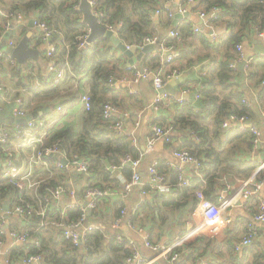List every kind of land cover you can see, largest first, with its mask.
Here are the masks:
<instances>
[{"label": "trees", "instance_id": "obj_1", "mask_svg": "<svg viewBox=\"0 0 264 264\" xmlns=\"http://www.w3.org/2000/svg\"><path fill=\"white\" fill-rule=\"evenodd\" d=\"M165 1L167 0H97V9L105 15L103 23L117 28L121 24L118 34L124 42L140 47L144 37L155 36L151 32L155 24L152 15L158 7L164 5ZM196 2L198 7L206 12H210L213 7H220L218 18L212 21L211 26L215 29L224 24L228 28V34L214 40L206 28V30L195 31L192 22L185 18L186 21H183L178 28L182 40L167 37L166 44L173 46L179 52L176 57V60L180 61L179 66L173 65V67L183 70L203 60V58L199 60L201 56L198 55L197 58H190L189 63L184 62V58H189L191 52L183 44L190 38L192 43L199 39L204 47L210 50L207 58L211 59L212 65L209 73L201 75L198 80L199 98L192 97L191 100H185L182 103H173L169 119L163 117L156 122L171 128L173 136L188 138L182 148L190 150L200 160L201 173L207 181L203 190L205 196L213 200L219 195L217 193L219 180L224 175L236 174L248 177L258 166L257 162H247L236 158L238 152L253 148V133L250 130L240 131L239 128H232L225 132L221 123L222 115L226 111L246 115L249 119L256 118L260 113L257 103H252L251 100L249 104L244 102V96H250V94L243 86V82L252 76L254 71L250 69L241 71L232 67L231 64L237 61L239 57L237 46L243 42L247 32L264 31V0H196ZM80 3L81 0H0L2 24L6 23L8 16L13 17L19 13L46 22L56 30L53 39L60 43L56 53L58 66H62L66 61L70 63L65 79L55 84L53 80L57 75L56 72L46 78V74L35 72L32 69L33 65L17 69L3 57L0 58V70L7 79L28 88L33 99L38 101L37 109H49L50 113H52L51 107L54 102L49 101L56 100L63 107H69L73 106L83 94L84 90L81 87L70 89V84L66 85L68 81L71 83V77L83 75V78L88 79L91 108L84 110L81 133L76 135L74 125L66 123L50 132L47 146L62 140V148L71 149L89 161L91 176L94 179L109 174L107 166L120 164L127 154L141 157L143 151L141 145L132 142L129 137L116 136L110 123L103 117V108L107 102L119 106L106 98L111 85L109 79L114 72L109 65L115 58V51L112 46H108L107 39L80 46L79 37L89 33L87 24L83 22ZM169 18L173 17L169 16ZM2 31L4 30L0 28V33H3ZM149 63L146 66L154 69H159L162 65L158 55L153 56ZM251 63L249 67L253 64ZM174 69L176 68L172 70ZM37 78L41 85H37ZM193 133L196 139L193 138ZM159 169L169 175L175 185L173 190L176 192L174 200L166 199L163 206L170 207L171 204H175L172 208L178 210L187 206L188 203L191 204V208L196 206L199 201L196 191L201 184L194 187L177 186L176 174L167 167L164 160L160 163ZM72 176L70 169L64 170L63 173L54 172L51 178L39 187L37 194L44 196L48 187L64 184L65 179ZM199 180L200 178L196 176L193 182ZM110 188L114 189V186ZM77 189L82 195L84 185L78 186ZM19 194L20 191L16 186L0 179V208L7 200H10L12 206L27 205L26 202L18 199ZM163 198L160 197L156 206L161 204ZM121 203L120 205L123 204ZM63 205V203L52 204L46 217L35 214L33 218L23 220L26 223L25 230L31 235H37L41 242L40 246L30 242L28 245L12 250L13 261H17L26 254H40L43 256L41 264H126L127 257L132 253L129 242L126 239L125 242L120 243L115 238V231L108 224L99 225L100 229L91 232L80 245H75L67 239L64 236L63 226L68 220L78 219L87 214L88 219L93 222L96 219L97 210L87 213L81 208H68L67 213L62 215ZM119 212L118 209L116 214ZM152 212L153 218L157 220L155 211ZM160 217L164 218L163 213ZM42 222L46 224L43 226ZM126 236L131 238L129 235ZM205 238L200 236L196 242L189 244L191 252L184 258L186 260H181L177 264H188V260L198 257L200 251L202 255L214 251L216 247L214 245L211 247L213 243L211 240H207L205 245H197V242L205 241ZM254 244L249 250L255 248ZM256 256L262 257L261 253Z\"/></svg>", "mask_w": 264, "mask_h": 264}, {"label": "built area", "instance_id": "obj_2", "mask_svg": "<svg viewBox=\"0 0 264 264\" xmlns=\"http://www.w3.org/2000/svg\"><path fill=\"white\" fill-rule=\"evenodd\" d=\"M173 0L165 1L163 6L156 9L152 15L153 19L161 18L165 14L174 17V12L171 9ZM92 6V11L99 17V22L107 27V29L116 31L121 27L107 25L103 23L104 13L97 9V0H89ZM196 0H182L179 7V12L187 13L189 7L196 5ZM220 7H213L210 12L200 9L199 15L205 19L210 35L214 40L218 35L213 31L211 26L212 21L218 18ZM21 18L24 15L19 13ZM34 25L40 28L43 32L44 40L47 41L48 48L46 57L50 62L46 74V78L51 76V73L56 72V77L53 83H59L65 79L67 70L70 68V63L66 61L62 66H58L56 53L58 52L60 43L53 39L56 30L50 27L46 22H41L35 19ZM180 24L174 26L169 31V36L177 40H182V36L178 31ZM195 31H200L201 28L194 26ZM259 35L264 37V31H259ZM89 33L79 37L80 46L87 45ZM159 45V50L156 54L161 55L162 65H167L173 62L177 57L174 47L171 45L161 44L157 35L146 36L142 39L140 48L146 45ZM18 43L11 39H6L4 33H0V58H6L17 69H21V63L13 57V49ZM239 57L231 66L237 68V63L245 58L243 44L237 46ZM167 53V54H166ZM248 66V63L245 67ZM128 76L111 75L109 82L111 85L118 83L125 84L129 94H137V90L131 84H137L142 81L151 83L157 91V95L153 102V108L158 111L162 106H172L173 103H182L186 100L184 95L175 96L172 93L166 92L164 89L169 80L174 76L180 75L181 71L174 69L169 73H165L162 69H154L149 66H128L126 70ZM37 76V75H35ZM71 84L75 88L80 87L77 77H71ZM7 78H0V113L9 112L8 105H11L13 119H25L24 123L16 124L14 122H2L0 124V179L6 180L16 186L20 194L18 199L24 201L27 205H11L6 209L4 205L0 208V264H14L11 258V251L18 247L28 245V243L40 246V238L37 235H31L23 228H14L12 226L14 220H29L35 214L46 217L52 204L63 203L62 215L67 213L68 208H81L83 211L97 210L102 200L110 197L115 193V190L101 187L91 176V168L88 160L76 154L71 149L62 148V140H57L52 146H47V141L50 137V132L57 129L58 120L66 111L62 105L53 107V111L57 113L56 117L48 118L44 114L34 113V100L29 101L26 95L31 93L28 88L17 86L15 84H7ZM37 85L41 82L37 78ZM190 88H184L183 92L188 93ZM195 99L199 98V93H195ZM244 102L249 104V100L244 98ZM81 103L85 109L91 108V93L85 91L81 95ZM172 104V105H171ZM167 107V108H168ZM31 115V119L27 116ZM128 113L124 112L120 106L111 102H107L103 108V117L110 123V127L116 136L131 137L134 142L137 138L133 131L126 128L125 117ZM136 125L140 124V114L135 118ZM250 119L246 115H239L226 111L222 115V129L227 132L232 128H239L240 131L250 130L253 135L252 155H256L262 143V132L259 127L251 125ZM195 136V134H194ZM163 139L167 143L174 142V136L171 128H166L161 125L153 126V133L148 140L145 154L154 149L156 141ZM141 157H134L127 154L122 158L120 164H111L109 170L112 172L117 183V192L120 191L121 201L125 202L129 194L134 188L138 187L141 191L140 200L132 209L125 203L119 206V214H115L111 228L115 231V238L120 242H129L132 253L126 259V264H159V262H169L175 264L181 257L183 249L187 243L194 240L197 236L206 235L215 237L227 228L233 221L230 214V209L242 204L245 209L250 211V218L247 222L245 234L236 240L233 249L238 255L243 254L250 245L261 234V226L264 224V197H260V193L264 188V157L257 160L258 166L248 177H238L236 185L229 184L217 201L208 199L205 196L203 188L206 187L207 181L201 173L202 164L200 160L186 148H176L172 151V159L167 160V165L175 172L177 177V186L194 187L197 184L198 190L196 195L199 199L195 208L189 214L187 225L184 230L178 232L172 239L157 242L153 240L151 231L139 224L140 214H143L144 209L152 204H157L160 197H170L173 187L175 186L170 177L160 171L159 161L154 160L148 168V179L144 180L140 172ZM63 159L67 160L64 163ZM129 169L131 177L122 176L123 169ZM73 169L75 172L85 176L84 191L80 195L74 183L60 184L56 187L47 188L44 196L37 194V190L43 183L51 178L56 170ZM189 169L192 173H189ZM199 177L198 182H193L194 177ZM256 197L257 203L253 205V199ZM46 223L42 222L44 226ZM126 225L129 230L135 231L141 238L144 247L153 252V256L149 257L142 252V248L133 238H128L119 230L123 225ZM64 236L73 242L75 245H80L84 242L87 236L100 226L91 222L87 214L78 218L68 220L64 226ZM11 239V246L5 249L7 239ZM43 256L40 254H26L17 260L18 264H41ZM201 264H207L202 262Z\"/></svg>", "mask_w": 264, "mask_h": 264}, {"label": "crops", "instance_id": "obj_3", "mask_svg": "<svg viewBox=\"0 0 264 264\" xmlns=\"http://www.w3.org/2000/svg\"><path fill=\"white\" fill-rule=\"evenodd\" d=\"M182 0H173V4L171 6V9L173 12L180 13L179 12V7L181 5ZM199 10L200 8L198 5H193L189 7V10L187 11L188 15L184 16L178 23L180 26L182 25L183 21H186L185 18H187V21H191L194 26H199L201 29H205L207 32L210 33L209 29L207 28V23L205 19H203L199 15ZM184 13V14H187ZM175 14L173 18H169L167 14H165L161 18H156L155 24L151 28V32L154 35H157L160 39L161 44L166 43L167 37H169V31L171 28H173L174 25V20H175ZM182 14V13H181ZM11 17V18H10ZM31 19H35V17H19L18 14L12 16H8V20L6 23L2 24V21L0 19V28L4 31H2L5 35V38L11 39L16 43H19V41L27 35L28 33H31L30 35V45L37 48L40 51V54L38 58H30L28 60L27 64H21L23 68H26L30 65H33V70L37 73H43L47 74L49 64L50 62L48 61L46 57V51L48 48L47 41L44 40L43 38V32L40 28L36 27H29V23ZM11 25H14L13 32L11 34V37L8 38L6 37V34L10 32L11 30ZM89 31V28H88ZM213 31L219 36H224L225 34H228V28L224 25L221 24ZM119 35V34H118ZM104 40V39H102ZM108 40V46H112L114 48V55L115 58L111 61L110 63V68L114 70L112 75H125L128 76L126 70L128 66H146V64H150L149 61L150 59L158 55L156 52L159 50V45L156 44L157 50L153 51L152 53L145 54L142 56V58H137V55L141 52V48L137 50V52L134 55L135 63L131 64L129 62V58L119 49H117L112 42ZM126 43V42H125ZM127 44V43H126ZM243 50L246 53L250 52L253 54V57L251 60L248 61V66L245 67L244 71L247 69H250V71H254V74L250 77H248L246 80L243 82V86L247 88L248 93L250 96H244V98H247L250 102L252 103H257L260 109L259 115L254 118L250 119V124L255 125L260 128L262 132V143L260 145V149L257 152V154L254 156L251 153V149H246L238 152L236 154V158L239 160H244L247 162H257L258 159L264 157V53L257 54V50L261 48V45L264 44V37H261L259 35V31H249L247 32L246 36L243 39ZM129 45V44H128ZM184 47H187L190 49V56L189 58H184V62L189 63L190 58H197L198 55L201 56L199 58L203 60L195 65L187 66L185 69L180 70L181 68L176 67L179 66V60L174 59L173 62L167 65H161L159 69H162L165 73H169L172 71L173 68L179 69L181 71L180 75L174 76L171 78L168 82L167 86H170L171 91L164 89L166 92L172 93L175 96H180L184 95L186 100H191L192 97H195V93L198 92L199 90V78L201 75L208 74L210 71V67L212 65V61L208 57L209 49L205 48L204 45L200 42L199 39L194 40L192 43V38L187 40L183 44ZM178 55L179 52L177 50H174ZM167 54V53H166ZM160 58L162 57L161 55H158ZM221 57V55H220ZM18 61V60H17ZM253 64H252V63ZM19 63V62H18ZM250 63L252 64L250 67ZM173 65H176L173 67ZM249 67V68H248ZM239 69V68H238ZM243 71V70H241ZM5 76L2 74V71L0 70V78ZM78 81L80 83V87L85 91H89V82L88 79L83 78V75L80 77H77ZM239 80V79H238ZM14 82V81H13ZM15 85H17L14 82ZM70 84L69 86L71 87L70 89H77L75 88L74 85L71 83H66ZM133 88L137 90V94H129L127 91V86L125 84L118 83L117 85H110L108 92L106 93V98L109 101H114L119 106L121 109L128 113V116L125 117V125L126 128L130 131H133L135 133V136L137 138V144L141 145L142 153H143V158L142 162L140 164V172L144 180L148 179V168L149 165L151 164L152 161L158 160L159 163L164 160V163L167 165V160L172 159V150L173 146L177 145L178 142L181 140V137L184 136H176L174 135V142L173 143H167L163 139H158L156 141V144L154 146V149L150 151L149 153L145 154V150L147 147L148 140L152 136L153 133V126L158 124L156 121L162 119L163 117H166L169 119L172 113V106H162L158 111H156L153 108V102L154 99L157 95V91L153 88L151 83L142 81L137 84H131ZM20 86V85H17ZM188 86L190 90L188 93H184L183 89L184 87ZM23 87V86H21ZM165 87V88H166ZM83 92V93H84ZM26 99L29 101L34 100L32 97L31 93H28L26 95ZM35 105H34V113H39V114H44L48 118L56 117L57 113L53 111V107H56L60 105V102H57L56 100L49 101V102H54L51 110L52 113H50L49 109H37V103L38 101L34 100ZM172 105V104H171ZM9 107V112L8 115L9 117L12 118V112H11V105H8ZM168 107V108H167ZM66 113L60 117V119L57 121L58 124L56 125L57 128H60L64 126L66 123H71L74 125V129L76 131V135H79L82 130V122H83V116H84V106L81 103V95L79 97V100L75 102L73 106L69 107H64ZM140 114V124L137 126L135 122L136 116ZM159 125V124H158ZM162 126V125H161ZM193 138L196 139V136H194V133L192 134ZM186 137V136H185ZM132 142L134 140L129 137ZM135 143V142H134ZM184 146V145H183ZM180 146V147H183ZM178 147V148H180ZM258 163V162H257ZM108 165L106 168L109 170ZM160 166V164H159ZM168 168H170L167 165ZM71 173H73V176L70 178H66L64 184L71 185L70 183H74L76 187L78 186L82 187L85 183V176L82 174H79L75 172L73 169H70ZM106 171V170H105ZM110 171V170H109ZM126 171H128V174H126ZM55 172H64V170H56ZM107 172V171H106ZM189 173H192V171L189 169ZM110 174V175H109ZM107 175H101L100 177L94 178L95 181L103 188H108L110 190H115V193L112 194L110 197L105 198L102 200L99 204V208L97 209L96 213L97 215L95 216L96 219H94L95 223L98 225H105L108 224L111 226L112 220L117 213V210L119 209L118 207L120 206L121 201V194L120 191L117 192V183L115 185V181L117 179L114 178L112 175V172ZM131 172L129 169L125 168L122 170V176H125L126 178H130ZM168 175V174H167ZM128 176V177H127ZM169 176V175H168ZM238 175H224L221 180H219V188L217 193L219 195L217 196L216 199H213V201H217L218 197L224 193V189L231 184L232 186L236 185V179ZM115 179V181H114ZM171 180V179H170ZM114 186V189H111L110 187ZM174 190H172V193L170 197H164L162 199V202L159 206H156L155 204L149 205L144 209L143 214H140L139 217V224L146 227L151 231V234L153 235V240L157 242H164L170 239H172L178 232L182 231L185 229L187 225V220L190 217L189 214L191 211L195 208H191V204L188 203L187 206L184 208L178 210V209H173L172 206L175 204H171L170 207H165L163 206V203L168 200H174ZM260 197H264V188L262 189ZM141 198V191L138 187L134 188L133 191L129 194L128 198L126 199L125 203L130 209L136 205V203L140 200ZM177 201V200H175ZM173 201V203H175ZM6 203H10V200L5 201ZM178 202V201H177ZM256 197L253 199V205L257 203ZM121 203V204H122ZM11 206V203H10ZM11 208V207H10ZM185 209V212L183 211ZM169 210V212H168ZM155 211V214L157 215V220L153 218V212ZM163 213L164 218L160 217V214ZM230 214L233 218L232 223L225 228L220 234H218L215 237H208L206 235H200L203 237H206L205 241H200L197 242V245H205L207 240H211L213 243L211 244V247L213 245L216 247L214 251H209L208 253H204V255L198 253V257H194L193 259L191 258L188 260V264H201L202 262H205L207 264H264V224L261 226V234L260 236L254 241L255 248L253 250H249V248L252 246L250 245L247 250L241 254L238 255L234 252L233 246L234 243L236 242L237 239L242 237L245 234V231L247 229V222L250 218V211L248 209H245V207L242 204H239L232 209H230ZM189 216V217H188ZM93 221V222H94ZM12 226L14 228H23L24 230L26 229V223L24 221L20 220H14ZM122 232L124 235H129L131 238L134 239V241H137L141 248L142 252L145 253L147 256L151 257L153 256V252L144 247L142 238L133 230H129L127 226L124 224L121 229L119 230ZM197 236L194 240L190 241L185 245L186 248H184L182 257L177 261L181 260H186L187 254L191 252L190 250V245L193 242H196L198 237ZM232 243V246H231ZM189 245V246H188ZM253 245V246H254ZM11 246V239L8 238L6 243H5V249H9ZM189 247V248H188ZM203 249V248H202ZM252 249V248H251ZM204 250V249H203ZM261 253L262 257L256 256L257 254ZM193 257V256H192ZM194 260V261H193ZM177 262L175 264H177ZM5 264V263H2ZM14 264H18L16 261ZM159 264H170L169 262H159Z\"/></svg>", "mask_w": 264, "mask_h": 264}, {"label": "water", "instance_id": "obj_4", "mask_svg": "<svg viewBox=\"0 0 264 264\" xmlns=\"http://www.w3.org/2000/svg\"><path fill=\"white\" fill-rule=\"evenodd\" d=\"M80 10L83 13V22L87 24L88 28H89V36L87 38V45L92 44L94 42H97L101 39H109L112 44L119 49L120 51H122L128 58H129V62L131 64L135 63V59H134V55L137 52L138 49H140L139 46L137 45H128L126 44L118 35V33L116 31H112L107 29V27L103 24H101L99 22V17L93 13L92 11V6L89 3V0H81L80 3ZM189 13V12H188ZM187 14H181V13H176L175 14V20H174V25H177L178 22L184 18V16H187ZM34 21L35 19H31L30 23H29V27L33 28L34 26ZM13 28L14 25H11V30L10 32H8L6 34V37L10 38L11 34L13 32ZM30 35L31 33H28L27 35H25L24 37H22V39L19 41L17 47L15 49H13V57L16 58L18 60L19 63L21 64H27L28 60L30 58H38L40 51L31 46L30 45ZM157 50V46L156 45H146L145 47H143L141 49V52L137 55V58H142V56H144L145 54H149L152 53L153 51ZM264 53V44L261 45V48L257 50V54H261ZM253 57V54L248 52L245 54V58L243 61L238 62L237 63V68H239L240 70H244L246 64L248 63L249 60H251ZM171 87L167 86L165 89L166 90H170ZM27 119H31V115L27 116ZM2 122H7V123H11L14 122L16 124H21L25 122V119H13L11 117H9L7 111L1 112L0 113V124ZM188 138L187 137H181V140L178 142L177 145L173 146V150L183 146L186 144ZM172 150V151H173ZM64 163H67L66 159H63ZM4 207L6 209L10 208V203H5Z\"/></svg>", "mask_w": 264, "mask_h": 264}, {"label": "rangeland", "instance_id": "obj_5", "mask_svg": "<svg viewBox=\"0 0 264 264\" xmlns=\"http://www.w3.org/2000/svg\"><path fill=\"white\" fill-rule=\"evenodd\" d=\"M167 15H168V14H167ZM6 83H7V84H14V82H13L12 80H9V79H7ZM183 211L185 212V209H184ZM168 212H169V210H168Z\"/></svg>", "mask_w": 264, "mask_h": 264}]
</instances>
